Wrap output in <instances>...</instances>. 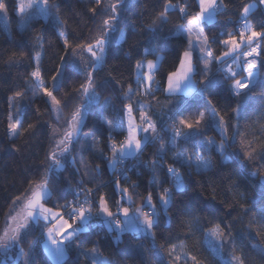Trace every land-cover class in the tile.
<instances>
[{
  "label": "trees",
  "instance_id": "trees-1",
  "mask_svg": "<svg viewBox=\"0 0 264 264\" xmlns=\"http://www.w3.org/2000/svg\"><path fill=\"white\" fill-rule=\"evenodd\" d=\"M110 1L100 0L97 4V0H48L50 14H37L18 30L16 0H0L9 25L8 33L0 27V232L13 202L17 205L18 200L29 195L33 184L44 179L52 189L51 198L43 200L50 209L60 211L78 187L93 190V208L101 196L111 212L118 205L125 206L122 193L115 191L110 181L115 169L108 171L104 157L111 154L110 141L124 139L123 107L126 103L131 104L136 119L138 107L146 106L149 122L155 128H160L165 114L172 111H177L179 121L184 119L193 124L204 112L193 139L182 136L175 140V148H170L173 138L168 131H163L157 141L145 144L134 157L128 182L118 181L121 189L128 190L125 194L131 196L128 204L133 208L141 206L145 197L151 195L159 214L150 236L130 232L116 236L114 231L101 227L97 232L89 226L70 244L62 264H91L88 254L93 248L96 249L93 254L105 258L107 264H171L172 251L177 246L183 255L191 260L196 258L195 262L192 260L194 264H223L233 256L241 257L244 264H264V186L260 183L264 177V64H261L264 38L258 57V75L245 95L237 97L230 90L234 79L242 78L243 73L238 72L234 79H225L219 72H213L217 63L214 59L211 69L215 79L220 81L218 86L189 97L164 94L165 80L176 69L187 45L176 30L195 17L198 11L195 0H125L119 9L117 25L123 38L116 41L118 31L113 33L104 62L95 69L90 64L87 69L93 74L100 99L88 105L84 123L65 154L67 159L57 156L64 167L59 172L46 174L49 154L69 131L72 114L86 102L78 89L87 76L73 73L60 78L58 87L52 90L60 101L56 119L51 114L46 94L36 87L31 77V72L37 68L34 57L41 51V79L48 89L62 57L85 59L87 52H81L76 46L94 43L102 34V21L112 14L106 9ZM252 1L256 0H218L222 7L214 21L202 26L207 48L214 57L223 53L222 41L229 38V33L240 37L235 27L242 21V10ZM166 3L176 7L168 10L166 22H162L159 14L164 12ZM180 7L186 8V14L180 12ZM93 8L98 11L93 13L90 11ZM263 17L262 10L256 7L247 20L260 32ZM59 32L68 40L67 52ZM155 55H161V60L154 70V84L158 82V87H151L153 97L146 93L138 101L137 96H142L135 93L124 98L127 89L134 84L135 65ZM194 61L197 62V56ZM195 68L197 89L204 88L206 78L201 79L198 67ZM17 92L21 96H16ZM241 101L244 102L241 111L235 112ZM210 108H214L218 122L223 117L221 131L212 124ZM9 114L13 120H19L14 139L7 137ZM180 128L185 130L183 125ZM221 140L225 150L218 152L215 146ZM161 149L164 163L157 167L154 162L161 157ZM178 153H185L190 161H177ZM196 154L209 162L207 169L195 170L192 159ZM145 162L148 164L144 167ZM165 166L177 169L184 181L181 190L171 187L166 216L158 201V193H164L172 184ZM217 228L223 232V237L218 240L221 251L215 256L203 245V239ZM38 233V226L30 224L21 233L19 250L13 247L7 251L12 258L7 264L24 263L26 257H16L21 248L25 253L31 248L34 264H51L40 248ZM2 258L5 255L0 252V260Z\"/></svg>",
  "mask_w": 264,
  "mask_h": 264
},
{
  "label": "snow or ice",
  "instance_id": "snow-or-ice-1",
  "mask_svg": "<svg viewBox=\"0 0 264 264\" xmlns=\"http://www.w3.org/2000/svg\"><path fill=\"white\" fill-rule=\"evenodd\" d=\"M125 0H117L116 3H111L108 5V9L111 11V15L102 21V34L98 36L94 43L87 45H77L76 48L81 52L86 51L90 54L91 57V67L93 69L97 68L104 62V56L107 51V48L111 42L113 33L120 31V37L123 38L122 30L118 29V18H119V9L124 6ZM100 3V0H97V4ZM261 3H264V0H261ZM199 4V13L194 19L188 21V28L184 30L188 36L189 45L193 50L198 51L200 59L204 64V71L206 73V81L204 88L197 89L191 80V76L194 74V65L192 63V50H186L183 53V57L180 59V67L175 72L168 74V88L169 93L175 94L178 92H183L185 94L191 95L194 92H199L203 94L206 88L215 87L220 84V81L215 79V74L211 73L209 70V64L212 60L222 61V57H214L210 49L206 47L207 37L201 38L199 35L196 36V42H193L192 34L196 32L199 28V25L202 22L212 23L215 19L217 11L222 4L218 3V0H198ZM175 5L166 3L164 5V12L159 14V18L162 22H166V13L169 9L175 8ZM254 5H246L243 9V29L240 30L239 36L240 40L237 41L236 37L228 34L229 38L222 41V44L228 48V51L223 53L224 58L231 57L232 64H235L238 68H242L247 71V76L243 79H234L237 75V72L233 70L231 65L227 67H221L219 71L223 72L225 79H234V83L230 85V90L233 95L241 97L245 95V90L249 89L250 86L255 82V79L258 75L257 71V57L260 56L261 44L258 42L260 38H264V31L257 32L253 29V26L247 21V16L250 10ZM5 6L3 3H0V11H4ZM18 10L23 14L24 20L23 23L26 25L29 20L34 18L36 14L42 16H48L49 5L48 0H18ZM29 10H32L31 12ZM180 12L186 14V8L180 7ZM93 13L98 11L97 8L90 9ZM182 27V26H181ZM180 29H178L179 31ZM245 33H250L245 36ZM61 35H63L61 33ZM246 44L248 47L247 51H242L241 45ZM64 45L66 52L69 47L68 40H64ZM197 45H204L199 46ZM255 45V46H253ZM75 49H73V52ZM250 58V59H248ZM40 54H36L37 68L31 73L32 77L36 78L39 85L42 86L43 81L41 79V72L39 68ZM226 59L222 61L225 63ZM261 64H264V61H261ZM89 61L81 59L79 61L73 59L69 60L65 57L61 58V65L56 69V75L52 77L53 81L56 82L61 77L70 76L73 73H83L87 76V80L84 84L80 85L78 91L82 92L85 97V103L76 109L72 114L71 120L69 121L70 130L64 133V138L61 139L57 144V151L51 152L49 154V164L47 166V173L52 174L59 172L63 167L64 163L61 159H58L57 156L64 158L66 153L69 151V144H71L73 138L76 136L80 129V125L83 121V111L88 105L97 103L99 101V94L96 93L94 83H93V74L88 71ZM143 65L141 63L137 64V69H142ZM147 68L151 71L156 68V64L153 61H147ZM148 81L152 80V76L148 73L144 74ZM58 87V85H57ZM131 90V89H130ZM45 94L51 98L52 102L55 105H60V101L56 99L52 91L44 89ZM16 96H21V93L17 92ZM244 102L241 101L238 104L237 108L234 109L235 112H240ZM127 113L129 117L128 121V136L127 139L117 147L115 142L112 143L111 149L113 152V158L109 162L113 169L115 166L120 163L122 160L128 157H135L137 153L141 150L142 144L151 141L155 137L147 135L149 130L153 133L156 132L155 126L150 124L148 127L140 129L139 126L133 123L132 119V107L131 105L127 106ZM209 115L211 116L212 123H215L217 127L223 129V117L219 118L217 122L216 113L214 108H210ZM141 121H146L147 116L144 112H141ZM205 113L201 112L199 119L195 123L188 122L184 119L179 121L180 125H183L185 129L191 131H182L181 128L173 129V143L176 138L183 136L185 139H193L195 135L198 134L200 121L204 118ZM17 124H9V128L15 134L17 130ZM31 127V126H30ZM142 130L146 133L144 141H141L137 138V132ZM211 143V141H209ZM221 152L225 150V143L221 140L220 144L217 146ZM161 151V157H163V149ZM177 161L188 162L190 157L184 156L182 153H178L175 157ZM198 167L207 168L209 167V162L204 159H200L198 162ZM167 171L175 178L174 185L177 189H180L184 186V181L181 175L174 169L169 166ZM253 176L257 173H252ZM264 179V177H262ZM118 184V182H117ZM127 189H121V192L127 193ZM88 192H91L89 189ZM166 196H161L160 199L162 202L167 205L171 199V193L168 189H165ZM52 189L48 186V180L44 179L40 183H35L31 186L30 195L27 196L26 202L24 204L23 214L17 213V215L11 216L9 219L11 221H17L14 228H6L2 236H0V248H2L5 253L13 247H16L19 244L22 236L21 233L24 230H27L31 225H39L41 221L45 224H52V227L47 228L46 236L47 240L45 241V248L47 250L48 256L55 262V264H62L65 256L67 255L70 244L74 242L80 232L87 231L89 226L97 227L96 224H91V221L94 218L91 208H84L83 206L75 207L71 204H65L63 207L68 209V216L71 219L72 223H69V219H64L63 214L60 212H53L52 209L46 208L42 203L45 198H51ZM79 195V193H77ZM128 199H131V196H128ZM86 203H92V201L85 196ZM146 206L154 208V205L151 204V195L146 198ZM119 213L123 214V221L117 219ZM156 212L153 211L151 214L143 213L141 207H137L134 210V213L129 214L128 208L118 209L117 213H113L109 210L107 201L103 196L99 198V212L95 214V217L99 218L101 223L107 226L109 229L115 227L121 231L125 227L133 228L138 231H144L151 229L156 217ZM105 217L109 219H105ZM73 224H76V227H73ZM211 235L216 237L218 240L223 237V232L217 229H212ZM25 234H27L25 232ZM62 239L58 240L56 237H61ZM50 242V243H49ZM68 242V243H65ZM209 245L212 247L214 253L219 254L221 251L220 245H214L209 241ZM92 252H96V249H91ZM19 256L28 257L26 264H34L30 253H25L21 248L19 251ZM192 260L195 262L196 258L192 257ZM232 261H235V264H244L243 259L239 256H233ZM93 264H97L96 260H93ZM100 264H106L105 261H100ZM198 264V262H197Z\"/></svg>",
  "mask_w": 264,
  "mask_h": 264
},
{
  "label": "rangeland",
  "instance_id": "rangeland-1",
  "mask_svg": "<svg viewBox=\"0 0 264 264\" xmlns=\"http://www.w3.org/2000/svg\"><path fill=\"white\" fill-rule=\"evenodd\" d=\"M113 1H116V0H111L110 2H107V4L106 5H109V4H111ZM108 8V6H106V9ZM19 11V10H18ZM30 12L32 11V10H29ZM37 17V14L34 16V18H36ZM34 18H32V19H34ZM31 19V20H32ZM23 20H24V17H23V14H21L20 12H18V14H17V28H18V30H22L26 25L23 23ZM31 20H29V22L31 21ZM0 27H1V29L3 30V31H5V32H9V25H8V20H7V16H6V13H5V11H0ZM59 34H60V38H61V40L64 42V36L63 35H61V33L59 32ZM121 39V37H120V31H118V33H117V36H116V41H119ZM260 44H261V42H259ZM246 44H244V45H241V48L243 47V46H245ZM255 46V45H254ZM262 49L264 50V44H263V46H262ZM187 50H190V47L187 49ZM184 51H186V50H184ZM184 51H183V53H184ZM228 51V49L225 51V52H227ZM224 52V53H225ZM183 53L181 54V57H180V59L183 57ZM39 54L41 55V51L39 52ZM85 61H89V65L91 64L90 63V61H91V57H90V54L89 53H86L85 54ZM220 57H222L223 59V61L225 60V59H227V58H224L223 57V55L222 56H220ZM229 58V57H228ZM153 61L155 64H156V67L158 66V64H159V62H160V60H161V55H155L154 56V58H152V59H148V60H142V62H143V70H141L140 72H139V76H137V77H135V82H136V84H135V86H133L134 88H133V90L132 91H130V88H128L127 89V91L125 92V94L126 95H124V98L126 97V96H128V95H131L132 94V92H133V94H135V93H137L138 95H140V96H142V97H138L137 96V98H138V101H141L142 100V98L143 97H145V94L146 93H150V94H152V90H151V87L152 86H154V70L156 69H154V70H149L148 68H147V61ZM34 62H35V64H37V62H36V55H35V57H34ZM218 62V61H217ZM192 63H193V65H194V73L196 72V66L198 67V72H199V74H200V77H201V79L202 78H205L206 77V73H205V71H204V64H203V62L201 61V59H200V54H199V57H197V62H195L193 59H192ZM212 63V62H211ZM211 63L209 64V70H210V72L212 73V69H211ZM220 63H222L221 61H220ZM220 63H215V69H214V71L213 72H216L215 70H216V67L218 66V65H220ZM61 65V64H60ZM59 65V66H60ZM58 66V67H59ZM180 67V60H179V63H178V65H177V67H176V69L173 71V72H175V71H177V69ZM36 69V68H35ZM145 73H148V74H150L151 76H152V80L151 81H148L147 79H146V77H145ZM220 74V73H219ZM55 75H56V73H55ZM221 75V74H220ZM243 77H245V75L243 74ZM242 77V78H243ZM241 79V78H240ZM191 80H192V82H193V84L195 85V87L197 88L198 87V84H197V79L194 77V74L191 76ZM59 81H60V79H58V81H56V82H54L53 81V79H52V81H51V85H50V87L48 88V90L49 91H52L54 88H56L57 87V85L59 84ZM34 82V81H33ZM36 84L35 85H37L36 87L38 88V89H41V90H43V92H44V89H46L45 88V85L44 84H42V86L41 85H39L38 84V82L36 81L35 82ZM234 83V82H233ZM232 83V84H233ZM167 88H168V76H167V78H166V80H165V84H164V87L162 88L163 89V93L164 94H166V95H169V96H181V97H187V96H190V95H188V94H185V93H183V92H178V93H175V94H172V93H169L168 91H167ZM154 93V92H153ZM195 93V92H194ZM44 94H45V92H44ZM193 94V93H192ZM191 94V95H192ZM46 97H47V102H48V105H49V108H50V110H51V114H52V116L54 117V118H58L59 117V109H58V107H57V105H55L53 102H52V100H51V98L50 97H48L47 95H46ZM152 97H153V94H152ZM128 105H131V104H129V103H126L125 105H124V107H123V129H124V139H123V142L127 139V136H128V121H129V117H128V113H127V106ZM132 107V106H131ZM87 109V108H86ZM86 109H82V111H83V121H82V123H81V125H80V129H81V126H82V124L84 123V119H85V111H86ZM147 109H146V106H143V107H138V118L136 119L135 118V115H134V113H133V108H132V119H133V123L135 124V125H137V126H139V128L141 129V126L144 124V123H150L148 120H149V118L147 117V120L146 121H141V116H140V114H141V112H144L145 114L147 113ZM208 113H209V110H208ZM146 116H147V114H146ZM177 121H178V123H179V120L177 119ZM217 122H218V120H217ZM9 124H17L18 125V127H17V130H16V132H15V134H13V132H12V130L9 128ZM214 126H216V128H217V130H219V131H221V128L220 127H217V125L215 124V123H212ZM179 126H182V125H180V123H179ZM80 129H79V131H80ZM18 130H19V120L17 119V120H13L12 119V115L11 114H9L8 116H7V137H8V139H14L16 136H17V134H18ZM69 130H70V127H69ZM186 130L187 129H185L184 131L186 132ZM79 131H78V133H79ZM78 133L76 134V136L73 138V140L77 137V135H78ZM137 138L138 139H140L141 141H144V138H145V136L144 135H141V130H139L138 132H137ZM72 140V141H73ZM175 143L176 142H174L173 143V140H170V148H175ZM144 144H148L147 142L146 143H143L142 144V147L144 146ZM220 144V142H217L216 143V146H215V149H216V151H218V152H221L220 150H219V148L217 147L218 145ZM141 147V148H142ZM55 151H57V145H56V148H55ZM140 152V151H139ZM138 152V153H139ZM137 153V154H138ZM183 154V153H182ZM59 156V155H58ZM184 156H186L187 157V155L184 153ZM112 158H113V152L110 154V156H109V159H108V161H107V168H108V171L109 172H112V171H114V169L112 168V166L110 165V161L112 160ZM132 158H134V157H128V158H125L124 160H126V159H132ZM200 159H204L200 154H196V155H194V158L192 159L193 160V164H194V168H195V170H205V169H207V168H200V167H198V161L200 160ZM204 160H206V159H204ZM187 163V162H186ZM43 181V180H42ZM41 181V182H42ZM112 183H114V182H112ZM171 187L173 188V189H175V190H181V189H183L184 188V186L182 187V188H180V189H177L176 187H175V185H174V182L171 184V186H169V187H167L166 189H168L169 190V192H170V190H171ZM114 188H115V191H117V192H121V188H120V186H119V184H117L116 182L114 183ZM31 192V191H30ZM122 193V195L125 197V198H127L128 199V197H127V195L125 194V193H123V192H121ZM29 195H30V193H29ZM167 195V193H158V201H159V206H160V209H161V212H162V214L163 215H165L166 216V208H167V206H168V204L167 205H165L163 202H162V200L160 199V197L161 196H166ZM27 197V196H26ZM26 197H23V198H21L20 200V203H22L23 202V199L24 198H26ZM148 196H146L145 197V199H144V202H143V204L141 205V206H137V207H141V209H142V212L143 213H146V211H150L151 213L153 212V211H155L156 212V217L158 216V214H159V212H158V209L154 206V208L153 207H150V206H146V198H147ZM43 202V201H42ZM24 202L20 205V206H18L17 207V210H16V212L14 213V214H11L10 215V213L9 212H13L14 210H15V208H16V204L13 202V204L11 205V207L9 208V212H8V214L6 213L5 214V217H4V222H3V226H2V228H1V232H0V236H2L3 235V233H4V230L6 229V228H8V229H10V228H14L15 226H16V223H18L19 222V219L17 220V221H11L9 218L11 217V216H14V215H17V213H20V214H23V210H24ZM151 204L152 205H154L153 204V202H152V200H151ZM46 207V206H45ZM136 207V208H137ZM46 208H48V207H46ZM135 208V209H136ZM132 209H133V207H132ZM97 210H98V212H99V202H98V207H94V212L96 213L97 212ZM52 211L53 212H56L55 210H53L52 209ZM97 212V213H98ZM133 213H134V211H133ZM263 214V213H262ZM156 217L154 218V220H156ZM105 219H107V217H105ZM91 224H92V222H91ZM38 226V230H39V233H38V236L40 237V242H39V244H40V248H41V250H42V252L44 253V255L48 258V260L51 262V264H55V262L48 256V254H47V250H46V248H45V241L47 240V236H46V230H47V228H49V227H52V224H45V222H43V221H41L40 222V224L39 225H37ZM73 227L75 228V226L73 225ZM144 232H145V230H144ZM151 232H150V229H148V231H147V234H150ZM56 239H58V240H60V239H62V236L61 237H56ZM209 241H211L212 242V244H214V245H218V239L216 238V237H213L212 235H211V231L210 232H208L205 236H204V239H203V245L206 247V248H208V250L212 253V254H214L215 256H216V253H214L213 252V250H212V247L209 245ZM35 243V242H34ZM33 243V244H34ZM50 243V242H49ZM65 243H68V242H65ZM0 252L2 253V254H5V251L2 249V248H0ZM98 254V253H97ZM88 256H89V258L91 259V264H93V260H96L97 261V264H100V261H105L106 262V259L105 258H103V257H100L99 255H96V254H93V252L92 251H90V253L88 254ZM66 257V256H65ZM171 258H172V263L171 264H194V263H192V260L189 258V257H187V256H185V255H183L182 253H181V248H180V246H177V247H174L173 248V251H172V255H171ZM65 259V258H64ZM24 263H25V261H24ZM107 264V263H106ZM223 264H235V261H232V258H229L228 260H226V261H224L223 262Z\"/></svg>",
  "mask_w": 264,
  "mask_h": 264
},
{
  "label": "built area",
  "instance_id": "built-area-1",
  "mask_svg": "<svg viewBox=\"0 0 264 264\" xmlns=\"http://www.w3.org/2000/svg\"><path fill=\"white\" fill-rule=\"evenodd\" d=\"M255 5H256V7H259L261 10H262V12H263V14H264V3H261V0H256L255 1ZM221 8V7H220ZM219 8V9H220ZM218 9V10H219ZM249 22V21H248ZM250 23V22H249ZM243 24H244V21H241L236 27H235V29L238 31V32H240V30H242L243 29ZM251 24V23H250ZM261 27L263 28L261 31H264V17H263V19H262V21H261ZM260 31V32H261ZM249 33H245V36H247ZM261 40H262V38H260L259 40H258V42H261ZM254 46V45H253ZM242 51H247L248 50V47H247V45H245V46H243L242 48ZM248 59H250V58H248ZM257 59V64H258V57L256 58ZM228 65H231L232 66V68H233V70L234 71H236L237 73L238 72H241V73H243L244 75H246L247 74V71H249V70H243L242 68H238L235 64H232V59H231V57H229V58H227L226 59V62L225 63H220V65H218L217 67H216V72H219L224 78H225V75H224V73L223 72H221V71H219V69L221 68V67H227ZM36 69H34L33 71H35ZM32 71V72H33ZM31 72V73H32ZM31 77H32V75H31ZM33 78V80H34V83L37 81L36 80V78H34V77H32ZM36 84V83H35ZM37 86V85H36ZM158 87V82L156 83V84H154V88H157ZM177 111H172V112H170V113H166L165 114V116H164V123L161 125V127L160 128H155L156 129V132L155 133H153L151 130H149V132L147 133V135H149V136H153V137H155L154 139H152L151 141H149V142H147V143H152V142H154V141H157V139L161 136V134L163 133V131H168V134L170 135V137L171 138H173V129L174 128H180V126H179V123H178V121H177ZM148 125H149V123H144L142 126H141V129H143V128H146V127H148ZM141 135H146V133L144 132V131H142L141 130ZM182 137V136H181ZM181 137H179V138H176L175 140H179ZM113 142H115V144L117 145V147H119V145L121 144V143H123V140H118V141H115V140H112V141H110L109 142V151L112 153V149H111V146H112V143ZM138 155V154H137ZM136 155V156H137ZM135 156V157H136ZM104 159L105 160H107L108 161V159H109V157L108 156H105L104 157ZM133 159L134 158H132V159H130V160H122L120 163H118L116 166H115V172H114V174H113V176L111 177V179H110V181L111 182H118V181H123V182H128V180H129V172L132 170V168L134 167V162H133ZM163 163H164V159L162 158V157H160V158H158V159H156L155 160V162H154V164H155V166H157V167H162L163 166ZM147 162H145L144 163V167L145 166H147ZM168 167L169 166H165V168H164V170H165V173H166V175H167V177H168V180L169 181H171V183H173L174 182V177L167 171V169H168ZM175 169V168H174ZM176 171L179 173V171L176 169ZM92 191L93 190H91V192H88V189H85V188H83V187H78V188H76L75 190H74V192H73V194H72V196L70 197V199L65 203V204H71V205H73V206H75V207H80V206H83L84 208H91V210H92V213L94 214V218H93V220L91 221L92 222V224H96L97 225V227H92L93 229H95L97 232H99V230H100V228L101 227H103L102 226V223H100L98 220H97V218L95 217V212H94V208H93V206H92V203L91 204H89V203H86L85 202V196H88V198L91 200V195H92ZM77 193H79V195H77ZM64 204V205H65ZM63 205V206H64ZM62 206V208L60 209V213L61 214H63V216H64V219H69V216H68V209L67 208H65V207H63ZM124 208V206L122 205H118L116 208H115V210L114 211H112L113 213H117L118 212V209H123ZM146 213H149V214H151V212L148 210V211H146ZM122 213H119L118 215H117V219H122L121 217H122ZM69 223H72V221H71V219H69ZM74 225V224H73ZM39 237V236H38ZM37 237V238H38ZM31 252V248L29 249V251H28V253H30ZM28 259V257H26L25 258V263H23V264H26V260Z\"/></svg>",
  "mask_w": 264,
  "mask_h": 264
},
{
  "label": "crops",
  "instance_id": "crops-1",
  "mask_svg": "<svg viewBox=\"0 0 264 264\" xmlns=\"http://www.w3.org/2000/svg\"><path fill=\"white\" fill-rule=\"evenodd\" d=\"M196 1V4H197V7H198V11H197V13H196V15H195V17L198 15V13H199V11H200V9H199V4H198V0H195ZM16 4H17V13L19 12L18 11V0H16ZM247 5H254V7L250 10V12H249V14L256 8V5H255V2L254 1H252V2H250V3H248ZM248 14V15H249ZM243 10H242V12H241V20L242 21H244L243 20ZM194 19V18H193ZM192 20V19H191ZM248 21V20H247ZM204 24H208V22H202L200 25H199V28H198V30L196 31V32H194L193 34H192V39H193V42L195 43L196 42V36L197 35H199L201 38H203V37H205L204 36V34H203V31H202V26L204 25ZM182 26V27H181ZM181 26H179L178 28H177V30H176V33L178 34V35H181V36H183L184 38H185V40H186V42H187V45H186V48H185V50H187L189 47H190V45H189V41H188V36H187V34H186V32L184 31V30H186L187 28H188V22H186L185 24H183V25H181ZM178 29H180L179 31H178ZM250 34V33H249ZM236 39H237V41L239 42V40H240V37H236ZM242 45H244V44H242ZM199 46H204V45H197V47H199ZM206 47H207V45H206ZM223 47H224V51H223V53L228 49L226 46H224L223 45ZM190 50H192V52H193V55H192V59L194 60L195 59V56H197V57H199V52L198 51H196V50H193L191 47H190ZM222 53V54H223ZM222 54H221V56H222ZM201 55V54H200ZM223 59V58H222ZM223 61V60H222ZM221 61V62H222ZM217 62V61H216ZM138 63H141L142 65H144L143 64V62L142 61H140V62H138ZM137 63V64H138ZM217 63H220V61H218ZM137 64L135 65V77H137V76H139L138 74H139V72L141 71V70H143V69H137ZM247 76V74L245 75V77ZM135 77H134V84H133V86H135V84H136V82H135ZM245 77H243V78H245ZM138 78V77H137ZM242 78V79H243ZM255 81H256V79H255ZM130 87V91H132L133 90V88L134 87ZM132 94H133V92H132ZM191 96V95H190ZM187 97H189V96H187ZM149 121V120H148ZM145 145V144H144ZM143 148V147H142ZM141 148V149H142ZM27 198V197H26ZM26 198H24L23 199V202L25 203L26 202ZM122 198H123V200L125 201V206H124V208H128L129 209V214L131 215L132 213H133V211L135 210V208H133L132 209V207L128 204V199L127 198H125L123 195H122ZM20 201L21 200H18V202H17V205H16V208H15V210L13 211V212H10V215L11 214H14L15 212H16V210H17V207L18 206H20L22 203H20ZM98 202H99V200L97 201V206L96 207H98ZM43 203V202H42ZM44 204V203H43ZM45 206V205H44ZM54 210V209H53ZM56 212H59L58 210H55ZM97 212H98V210H97ZM96 212V213H97ZM122 219H121V221H123V215H122V217H121ZM107 219H109V218H107ZM97 220H99V222L101 223V221H100V219L99 218H97ZM74 226L76 227V224H74ZM102 226H103V228L104 229H106L107 231H114L115 233H116V236H120V234H122V233H124V232H130V233H139V234H141V235H146V236H150V234H147V231H148V229L147 230H145V232L144 231H138V230H135V229H133V228H128V227H125L124 228V230L123 231H121V230H119V229H116L115 227H113L112 229H109L107 226H105L104 224H102ZM6 254V253H5ZM5 254H3V255H5ZM16 257L17 258H20L21 256H19V253L16 255Z\"/></svg>",
  "mask_w": 264,
  "mask_h": 264
},
{
  "label": "water",
  "instance_id": "water-1",
  "mask_svg": "<svg viewBox=\"0 0 264 264\" xmlns=\"http://www.w3.org/2000/svg\"><path fill=\"white\" fill-rule=\"evenodd\" d=\"M260 183L264 186V179H260ZM10 250V249H9ZM8 250V251H9ZM16 250H19V246H16ZM12 260V258L10 257V255L8 254V252L5 254V258H2L0 260V264H7V262H10Z\"/></svg>",
  "mask_w": 264,
  "mask_h": 264
},
{
  "label": "bare ground",
  "instance_id": "bare-ground-1",
  "mask_svg": "<svg viewBox=\"0 0 264 264\" xmlns=\"http://www.w3.org/2000/svg\"><path fill=\"white\" fill-rule=\"evenodd\" d=\"M34 81V80H33ZM154 87V86H153ZM91 204V203H90Z\"/></svg>",
  "mask_w": 264,
  "mask_h": 264
},
{
  "label": "clouds",
  "instance_id": "clouds-1",
  "mask_svg": "<svg viewBox=\"0 0 264 264\" xmlns=\"http://www.w3.org/2000/svg\"><path fill=\"white\" fill-rule=\"evenodd\" d=\"M242 79V78H241Z\"/></svg>",
  "mask_w": 264,
  "mask_h": 264
}]
</instances>
